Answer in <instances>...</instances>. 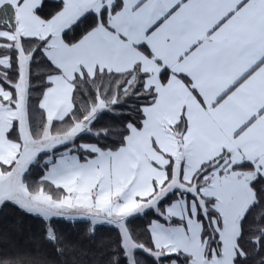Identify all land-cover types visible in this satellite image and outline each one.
Listing matches in <instances>:
<instances>
[{"label":"snow or ice","instance_id":"6c2138e0","mask_svg":"<svg viewBox=\"0 0 264 264\" xmlns=\"http://www.w3.org/2000/svg\"><path fill=\"white\" fill-rule=\"evenodd\" d=\"M6 205L52 252L0 264H264V0H0Z\"/></svg>","mask_w":264,"mask_h":264},{"label":"trees","instance_id":"16d2710c","mask_svg":"<svg viewBox=\"0 0 264 264\" xmlns=\"http://www.w3.org/2000/svg\"><path fill=\"white\" fill-rule=\"evenodd\" d=\"M38 175L37 171L34 178ZM140 223L141 221H137V224ZM55 226L64 239L76 246L69 258L74 256L79 264H99L104 259L103 247L116 236L106 225L98 227L95 236L87 235L89 223L86 220L75 223L58 220ZM10 245L37 253L52 252V245L44 239L43 222L12 205H6L0 208V250L7 249Z\"/></svg>","mask_w":264,"mask_h":264}]
</instances>
